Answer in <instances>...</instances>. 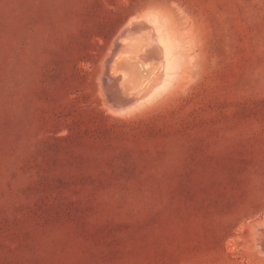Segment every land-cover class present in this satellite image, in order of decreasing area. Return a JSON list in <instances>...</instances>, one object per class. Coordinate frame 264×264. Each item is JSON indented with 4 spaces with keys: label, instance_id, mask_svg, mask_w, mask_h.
Segmentation results:
<instances>
[{
    "label": "rangeland",
    "instance_id": "1",
    "mask_svg": "<svg viewBox=\"0 0 264 264\" xmlns=\"http://www.w3.org/2000/svg\"><path fill=\"white\" fill-rule=\"evenodd\" d=\"M146 14L171 78L117 114ZM261 228L264 0H0V264H264Z\"/></svg>",
    "mask_w": 264,
    "mask_h": 264
},
{
    "label": "bare ground",
    "instance_id": "2",
    "mask_svg": "<svg viewBox=\"0 0 264 264\" xmlns=\"http://www.w3.org/2000/svg\"><path fill=\"white\" fill-rule=\"evenodd\" d=\"M171 65V48L157 20L151 14L134 18L118 32L102 63L104 104L114 113H130L167 87ZM256 239L264 251V228Z\"/></svg>",
    "mask_w": 264,
    "mask_h": 264
}]
</instances>
